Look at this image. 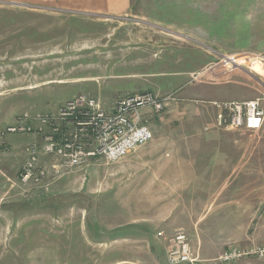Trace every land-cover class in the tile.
Returning a JSON list of instances; mask_svg holds the SVG:
<instances>
[{
  "label": "rangeland",
  "instance_id": "obj_1",
  "mask_svg": "<svg viewBox=\"0 0 264 264\" xmlns=\"http://www.w3.org/2000/svg\"><path fill=\"white\" fill-rule=\"evenodd\" d=\"M263 49L264 32H174L0 4V264H167L156 233L178 229L201 260L264 248V125L219 129L213 105L264 98L247 74L264 83L263 63L259 72L248 69L252 58L233 72L219 66L223 55ZM146 91L174 100L144 117L162 141L155 157L149 144L116 163L53 174L61 163L40 153L42 136L5 132L23 115L53 119L79 95L110 106ZM32 145L36 171L23 182Z\"/></svg>",
  "mask_w": 264,
  "mask_h": 264
},
{
  "label": "built area",
  "instance_id": "obj_2",
  "mask_svg": "<svg viewBox=\"0 0 264 264\" xmlns=\"http://www.w3.org/2000/svg\"><path fill=\"white\" fill-rule=\"evenodd\" d=\"M255 59L264 64L262 55H228L220 57L219 66L225 72L241 69L239 61ZM215 68V67H214ZM213 68V69H214ZM254 78L264 90V83ZM174 102L170 96L160 97L152 92H140L119 96L110 106L98 99L79 95L62 105L53 119L23 115L14 125L6 128V133L40 135L43 145L40 153L56 158L60 166H52V173L58 169L82 168L90 160L116 163L153 140V133L144 124L147 115L160 117ZM264 98L249 101L213 103L218 110L216 127L226 131H259L264 125ZM45 129H49L45 133ZM39 148L32 145L28 149V161L21 174L23 182L33 179L39 156ZM44 172L34 177L35 182ZM156 238L166 239L167 264H235L244 258L264 259V248L228 247L213 260H201L190 246L189 238L181 230H175L168 237L164 232L156 233Z\"/></svg>",
  "mask_w": 264,
  "mask_h": 264
},
{
  "label": "crops",
  "instance_id": "obj_3",
  "mask_svg": "<svg viewBox=\"0 0 264 264\" xmlns=\"http://www.w3.org/2000/svg\"><path fill=\"white\" fill-rule=\"evenodd\" d=\"M0 4L97 20L145 19L174 32H264V0H0ZM259 53L264 55V49ZM149 144L152 157L158 156L163 149L160 138ZM161 226L167 231L169 224Z\"/></svg>",
  "mask_w": 264,
  "mask_h": 264
},
{
  "label": "bare ground",
  "instance_id": "obj_4",
  "mask_svg": "<svg viewBox=\"0 0 264 264\" xmlns=\"http://www.w3.org/2000/svg\"><path fill=\"white\" fill-rule=\"evenodd\" d=\"M244 63H245L244 60L239 61V64H240V65H243ZM246 64H247V63H246ZM248 65H250V68H248L249 70H250V69H251V70H255V69H256L258 72L263 70V69L261 68L260 64H259L257 61L252 62V64H248ZM250 73L253 74V72H250Z\"/></svg>",
  "mask_w": 264,
  "mask_h": 264
}]
</instances>
